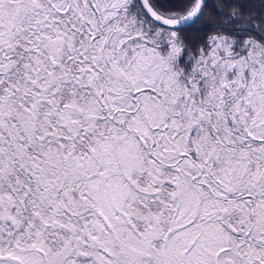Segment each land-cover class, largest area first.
Masks as SVG:
<instances>
[{
  "label": "snow or ice",
  "instance_id": "snow-or-ice-1",
  "mask_svg": "<svg viewBox=\"0 0 264 264\" xmlns=\"http://www.w3.org/2000/svg\"><path fill=\"white\" fill-rule=\"evenodd\" d=\"M0 264H264V0H0Z\"/></svg>",
  "mask_w": 264,
  "mask_h": 264
}]
</instances>
